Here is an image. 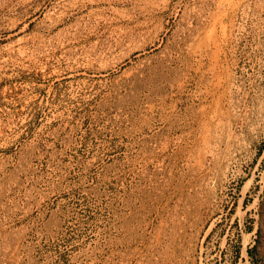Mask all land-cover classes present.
<instances>
[{"label":"rangeland","instance_id":"374dc122","mask_svg":"<svg viewBox=\"0 0 264 264\" xmlns=\"http://www.w3.org/2000/svg\"><path fill=\"white\" fill-rule=\"evenodd\" d=\"M0 264H264V0H0Z\"/></svg>","mask_w":264,"mask_h":264}]
</instances>
